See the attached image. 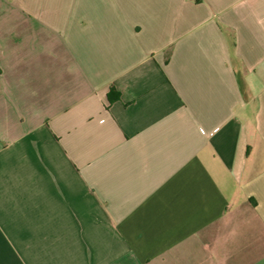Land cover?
<instances>
[{
	"label": "crops",
	"instance_id": "1",
	"mask_svg": "<svg viewBox=\"0 0 264 264\" xmlns=\"http://www.w3.org/2000/svg\"><path fill=\"white\" fill-rule=\"evenodd\" d=\"M0 264H264V0H0Z\"/></svg>",
	"mask_w": 264,
	"mask_h": 264
}]
</instances>
